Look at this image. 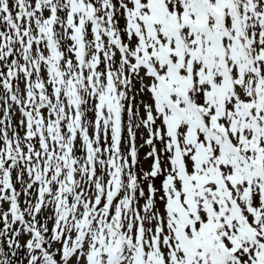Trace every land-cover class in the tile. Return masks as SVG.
Returning <instances> with one entry per match:
<instances>
[{"label":"snow or ice","instance_id":"obj_1","mask_svg":"<svg viewBox=\"0 0 264 264\" xmlns=\"http://www.w3.org/2000/svg\"><path fill=\"white\" fill-rule=\"evenodd\" d=\"M0 264H264V0H0Z\"/></svg>","mask_w":264,"mask_h":264}]
</instances>
